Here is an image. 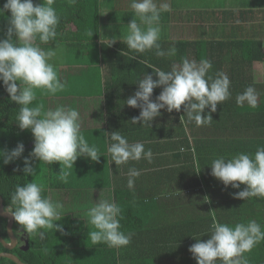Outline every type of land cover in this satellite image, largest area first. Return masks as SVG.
<instances>
[{"label": "trees", "instance_id": "trees-1", "mask_svg": "<svg viewBox=\"0 0 264 264\" xmlns=\"http://www.w3.org/2000/svg\"><path fill=\"white\" fill-rule=\"evenodd\" d=\"M5 2L6 0H0V8H3ZM33 2L34 4L46 3V0H33ZM101 3L102 0H54L53 7L60 21L56 28V38L48 44L41 43L38 37L33 42L40 44L45 51L50 47H65L66 45L65 48L68 52L66 56L67 74L73 76L78 74L79 66L94 65L92 57L102 54L100 62L96 63L108 64L121 77L122 83L109 90L112 97L121 98L132 96L138 89L135 87L138 84L136 81L138 82L139 78L144 77L147 73L152 74L156 79L152 68L166 72L171 71L173 65H181L183 59L193 61L191 55L192 52L195 53L194 61L198 63L207 60L211 64L206 79L208 76L215 79L217 73H223L229 78L230 97L218 104L216 112L211 113L213 117L211 123L197 127H208L212 135L229 136L230 150L228 147V152L222 153V149L219 148L214 150L207 159L205 148L199 144L200 142L195 141V150L185 137L186 130L182 126L180 118L183 116L187 126L192 128L196 123L194 120H188L183 106L179 112L174 110L169 113L162 110L161 116L145 125L149 127L151 135L156 130L158 133H162L161 136L167 137V143L175 139L178 141L174 145L176 151H170L177 155L181 154L180 158L182 159L183 173L180 180H177V186L182 189H175L178 191L177 194L182 195L189 191V194L193 193L202 198V201L195 206L197 214L193 219L182 221L175 228L180 231H172L168 227L163 228L158 225L157 216L154 215L162 207H169V204L173 202L170 195L169 200H167L168 194L161 198L160 194H164V191L157 194L155 193L157 188L149 187L148 193L145 194L146 200L141 201L139 200L142 192L141 187L137 188L134 185L133 188H129L126 183L123 185L117 183L109 201L114 202L121 209L118 217L120 231L126 235L131 234V242L127 246L114 248L103 242L93 245L89 236V233L95 230L93 226L85 222L78 211L77 213L61 211L60 216L65 217V220L54 221V224L62 225V230L58 231L53 227L28 233L15 222L14 230L21 229L28 236L30 247L28 251L19 248L8 251L0 243V253L9 252L25 264H196V260L188 249L196 242L195 238L205 241L209 238L212 232L213 215L219 223L229 227H234L239 223L247 224L254 220L264 231V196L249 197L245 200L234 198L233 193L243 190L246 186L241 185V189L225 187L221 181L211 175L210 167L211 162L219 157L230 159L244 153L254 158L258 148L264 147V81L261 84H255L256 75L253 72L254 64L264 65V33L249 40L230 39L226 42L213 43L210 50L212 55L217 51L223 53L222 55L229 54L231 63L235 65V68L238 67L236 70L233 68L229 71L227 67L221 66V62L215 61L217 59L221 61V57L205 58L199 51L200 49H195L194 45L189 42L173 43L168 40H158L161 50L165 52L162 57L156 55V49L138 53L129 50L122 41L112 45L101 42L100 38L104 30ZM249 12L257 11L246 9L242 13L248 15ZM9 17V11L0 9V38H7ZM172 48L176 49V58L168 54ZM235 51H238V55H234ZM130 72L137 76L133 78L134 81L132 80L133 88L125 89V83L132 84L127 78ZM79 82L80 80H77V83ZM249 86L256 90V107H250L246 102L241 106L236 102L237 96ZM36 90L42 92L40 89ZM161 91V88L154 89L152 99L155 100ZM107 92L108 90H106ZM49 94L51 96V93ZM40 104L41 102L36 98L30 106ZM19 107L18 104L10 100L3 83L0 82V150L10 152L21 142L24 144L25 150L31 148L30 145L34 141L31 131H21L16 122ZM209 111L210 109H206L204 114L206 115ZM132 113L137 117L140 109L133 108ZM110 117L109 114L107 124L111 129L115 128L120 132L130 129L135 135H138L142 128V122L140 124L131 122L133 118L128 119L126 124L122 116H120L119 122L111 120ZM183 148L184 151H182ZM23 167L22 164L15 162L7 165L0 164V196L4 199V205L13 208V210L15 206L11 203V196L16 186L29 183V178L23 172ZM137 170L140 172L137 179H140L141 168ZM172 173L169 170L166 171L164 178L167 181L172 180V178H168ZM53 188H57V190H53ZM61 188L44 189L42 195L53 201L56 194L62 192ZM223 193L228 198L226 201L212 200L213 194L221 197ZM173 194L171 193V195ZM88 198L91 201L87 203L89 206L86 208V212L99 202L92 201L93 194H89ZM0 227L2 228L0 235L8 238L6 219L0 218ZM241 259L246 260L247 264H264V240L255 244L251 251L245 252ZM0 264L15 263L2 258ZM215 264H223V262L217 259Z\"/></svg>", "mask_w": 264, "mask_h": 264}, {"label": "clouds", "instance_id": "clouds-1", "mask_svg": "<svg viewBox=\"0 0 264 264\" xmlns=\"http://www.w3.org/2000/svg\"><path fill=\"white\" fill-rule=\"evenodd\" d=\"M53 3L54 0L39 4H34L33 0H6L3 8H0L10 12L7 38H0V82L10 100L20 106L16 118L19 128L21 131L30 130L34 137L29 156L23 157V172L26 176L37 174L33 159L50 165L59 162L60 179L67 183L70 172L65 169H72L78 158L86 157L98 162L101 156L98 155V149L90 146L81 133L77 110L60 106L55 110L44 111L42 104L30 106L36 100V89L55 94L64 87L53 64L49 62L56 55L55 50L45 51L40 44L33 42L36 37L43 44L55 40L60 21ZM131 8L140 23H137L136 18L131 20L124 44L129 50L138 53L156 49L157 56H164L165 52L158 43L161 31L159 24L160 13L168 10V4L163 3L158 8L154 0H132ZM175 53L176 49L172 48L168 54ZM210 67L207 60L197 63L183 59L182 64L173 65L171 71L152 68L157 78L147 73L138 80L135 93L126 99L127 106L140 109L139 116L131 122L151 123L162 115V110L179 112L183 106L188 120H194L197 126L211 123V113L216 112L218 104L228 99L231 93L230 81L225 74L217 73L215 79L211 76L206 79ZM156 88L162 91L153 100ZM236 102L241 106L246 102L250 107H256V90L249 86L237 96ZM206 109H210L208 115L204 114ZM107 135L111 141L108 153L117 166L141 158L151 162L153 153L150 149L145 151L142 143H129L119 131ZM24 151V144L18 143L10 152L0 150V160L9 164L20 159ZM210 167L211 175L225 187L241 189V185L246 186L234 192V198L245 200L264 196V147L258 148L254 158L244 153L230 159L219 157L211 162ZM128 175V187L133 188L140 172L132 168ZM43 191L42 185L30 182L18 184L11 196L15 208L13 210L10 207L8 213L28 233L53 227L57 231L62 230V225L54 224V221L61 220L59 210L63 204L45 198ZM120 211L117 204L106 199L100 200L87 211L88 223L95 229L89 233L93 245L103 242L109 247L120 248L131 242V234L120 231ZM212 220L209 238L205 241L194 237L196 242L188 249L196 264H215L217 259L223 264H247L241 257L264 240L261 226L253 220L229 227L219 223L214 215Z\"/></svg>", "mask_w": 264, "mask_h": 264}, {"label": "crops", "instance_id": "crops-1", "mask_svg": "<svg viewBox=\"0 0 264 264\" xmlns=\"http://www.w3.org/2000/svg\"><path fill=\"white\" fill-rule=\"evenodd\" d=\"M201 1H204L205 5H201ZM131 2L132 0H102L101 15L103 18L104 30L100 38L101 42L108 45H112L116 42H123L128 32V24L131 20L136 18L137 23H140L139 18L135 16V12L131 8ZM154 3H156L158 8L163 3L168 4V10L160 13L161 20L159 26L161 31L159 40H168L173 43L189 42L194 45L195 49H200L199 51L205 58L209 57L208 59H210L213 57L212 59H214L218 58V56L219 58L221 57V61L219 59L215 61L221 62V66L223 68L227 67L229 71L233 68L234 70L238 68H235V65L231 63L229 54L222 55L223 53L217 51L212 55V51L208 53L204 51L202 44L207 41L206 44L209 45L211 50L213 43L217 41L226 42L230 39L236 41L249 40L264 33V0H215L214 5L211 4L210 0H154ZM246 9L257 12H249L248 15L245 13L243 14L242 12ZM216 23H220L222 26L220 27L216 25ZM194 34H196L197 37H195ZM49 49H54L56 52V55L49 62L53 64L57 74L61 73V81L64 83V75L67 73V58L63 61L56 57L57 55L61 57L64 55L67 56V49L64 46L50 47ZM194 55L196 54L192 52L191 60H194ZM173 56L176 58L177 54L175 53ZM100 57L102 58V54L101 56L99 54V56L92 57L94 65L86 64L84 66H79L77 69L78 74H80L78 78H82L77 86L82 88L83 91L80 94V101L76 105V110L79 112L81 133L90 146H95L98 149V155L101 157L98 162L93 161V163L90 158H78L72 168V174L81 171L88 172L87 183L91 184V187H88L87 196L89 197V194H93V198L96 199V201H100L112 198L113 190L117 183L122 185L126 183V185H128V173L130 169L141 168V178L137 179L136 177L134 183L137 188H142L139 200H146L145 194L148 193L149 187L157 188L155 192L157 194L164 191V194H160L162 195L161 198H164L168 194L167 200L171 197L170 199L173 200V202L169 204L167 208L162 207L154 215L157 216L158 225L163 228L168 227L170 228L169 230L172 229V231H180V229L176 230L175 228L181 224L180 222L193 219L197 214L195 206L199 204L198 202L202 201V198L193 193H184L180 195L177 194L178 191L175 190L179 188H176L177 185L175 184L178 179L180 180L183 173L182 159L180 158L181 154L177 155L170 151H176L174 150V145H176L178 141L175 139L167 143V137L161 136L162 133H158L156 130L151 135L148 130L149 127L145 124H142V128L138 135H135L133 130L130 129H124L120 132L115 128H109V124H107L109 114L111 115V120L118 122L120 116H122L126 124L128 119L134 118L135 116L132 113L133 108L127 107L126 105V97H112L109 92L111 88L117 87L122 83L120 80L121 77L115 73V70L108 66V64L100 65L96 63L100 62ZM261 68L264 70V65L254 64L253 66V72L256 75L255 84H261V82L264 81L259 78V74L262 72ZM135 76L137 75L130 72L127 78L132 82ZM126 82L128 81L126 80ZM125 84V89H127V87L129 89L133 88V82L132 84ZM135 87L138 88V84H136ZM106 90H108L107 93ZM48 95V101L51 98H59L58 94L50 96L48 93ZM56 108L58 107H50L48 109L47 106L45 111L55 110ZM206 115H208V113ZM180 120L182 126L186 130L185 137L190 141L193 149H195V141L200 142L199 144L205 148V156L207 159H209L214 150L219 148L222 149V153H227L228 147L230 150L229 136H222L221 134L212 135L208 127H197L195 124L194 128H192L191 126H187L185 119L180 118ZM99 124L101 126H99ZM113 131H119L121 135L127 138L129 143H142L145 151L150 149L153 153L151 162L141 158L139 161L130 160L126 164L117 166L115 162L112 161L111 154L108 153V146L111 141L107 133ZM31 148L33 147L31 146ZM182 151H184V148ZM28 152L30 153L31 151ZM37 162L39 163L40 161ZM35 163L34 160L33 164ZM53 164H57V166L55 165L53 168ZM53 164L49 166V170L52 172L56 170L59 174L61 170L60 163L55 162ZM67 170L69 171V169ZM168 170L173 172L168 177L172 178V180L169 181L164 178ZM44 175L47 176L46 174ZM47 177L49 179H47ZM47 177L46 180L50 181V183H48L50 188L66 187L64 184L65 182L60 178H57V182L54 180L55 183H53V180L50 179L49 176ZM94 190L98 191L93 192ZM171 193L174 194L171 195ZM61 194L62 192L56 194V196ZM225 196L224 193L221 197H217L213 194L212 200L217 201L220 199L226 201L228 198ZM84 212H86V209H84ZM79 215L83 217L85 222H88L87 213H79ZM144 217H146L145 214ZM144 226L146 227L145 223Z\"/></svg>", "mask_w": 264, "mask_h": 264}, {"label": "rangeland", "instance_id": "rangeland-1", "mask_svg": "<svg viewBox=\"0 0 264 264\" xmlns=\"http://www.w3.org/2000/svg\"><path fill=\"white\" fill-rule=\"evenodd\" d=\"M210 2L212 5L215 4V0H210ZM201 5H205L204 1H201ZM216 25H219L220 27L222 26L220 23H216ZM216 25H213V26H216ZM214 29H216V28H214ZM177 33H179V32H177ZM194 36L197 37L196 34H194ZM206 42H204V44H202V47H203L204 51H206L208 53L210 51V47L208 44H206ZM65 47H66V45H65ZM46 51H48V49ZM237 54H238V51H235L234 55H237ZM195 57H196V55H194V58H193L194 60H195ZM56 58L59 60L65 61L66 56L64 55L61 57L60 55H57ZM261 69H262V72L259 74L260 79L264 78V70H263V68H261ZM79 76H80V74H75V76H73V75H69L66 73L64 75V79H63L64 80V87H63V89L57 91L55 94H51V96H55L58 94L59 98H57V99L51 98L48 101V99H49L48 93H46L44 91L38 92V90H35L36 98L43 105L44 111H45V108H47V106H48V109L50 107L54 108V107L64 106L66 108L68 107V108L76 110L77 109L76 105L80 101V99H79L81 96L80 94L83 91L82 88L77 86L78 85L77 80H80V82H81V79H82V78H76ZM57 77L60 80H62L61 73L57 74ZM62 91H64V92H62ZM66 96H69V97H66ZM99 126H101V125L99 124ZM30 146L33 147L34 146L33 143ZM30 149L32 150V148H30ZM30 149L25 150L23 153V156L20 159L14 160L11 163L15 162V163L22 164L24 166L23 157L29 156L28 151H31ZM33 161H34V159H33ZM37 161L38 160H35L36 163L33 164V166L37 169V174L35 176H28L29 183L35 182L37 184L42 185L43 189H48V188H50V185L48 184V183H50V181H47L46 177L49 176L50 179L53 180V183H55L58 181L60 176L56 172V170L53 172L49 170L50 164H44V162L38 163ZM92 163H93V161H92ZM0 164H4L2 160H0ZM5 165H7V164H5ZM55 165L57 166V164H53L52 167L54 168ZM91 165H93V164H91ZM66 171H68V170L66 169ZM69 172H70V175L68 177V182L64 183L66 187L61 188L62 194L57 195L58 197L55 196L53 198L52 202L53 203L59 202V203L63 204V208L59 210L60 212L61 211H67V212L69 211L71 213H77V211H78V214L79 213H81V214L87 213V212H84V209H86L89 206V204H87V203L89 201H91L87 196L88 187H91V184L87 183L88 172L81 171V172H78L76 174H72L73 173L72 169H69ZM44 174H46L47 176H45ZM47 179H49V178L47 177ZM54 180H55V182H54ZM177 183L178 182H176L175 185H177ZM177 187H179V186H176V188ZM177 189L180 190L181 187H179ZM53 190H57V188H53ZM96 191H98V190H94L93 192H96ZM186 193H189V191H187ZM92 201H94L96 203V199H93ZM81 208H83V209L81 210ZM60 219H61L60 221H64L65 217L60 216ZM8 237H9V235H8Z\"/></svg>", "mask_w": 264, "mask_h": 264}, {"label": "water", "instance_id": "water-1", "mask_svg": "<svg viewBox=\"0 0 264 264\" xmlns=\"http://www.w3.org/2000/svg\"><path fill=\"white\" fill-rule=\"evenodd\" d=\"M9 208L10 207H6L4 205V199L0 196V218L7 219V231L11 241V243H8L0 236V243L4 246L6 250H13L17 245V237L15 236V233L13 231L15 220L8 213ZM29 247V242L26 241L25 247H22L21 250L28 251ZM2 258L8 259L15 264H25L18 257L8 252H1L0 259Z\"/></svg>", "mask_w": 264, "mask_h": 264}, {"label": "flooded vegetation", "instance_id": "flooded-vegetation-1", "mask_svg": "<svg viewBox=\"0 0 264 264\" xmlns=\"http://www.w3.org/2000/svg\"><path fill=\"white\" fill-rule=\"evenodd\" d=\"M7 220V219H6ZM15 225V224H14ZM2 230V228L0 227V231ZM13 231L15 233V236L17 237V245L14 249L19 248L21 249L22 247H25L26 241H28V236L22 232L21 229H17L16 231L14 230V226H13ZM8 234V231H7ZM1 236V235H0ZM6 242L11 243L10 241V237L8 238H4L3 236H1ZM13 249V250H14ZM13 250H8V251H13ZM9 253V252H8Z\"/></svg>", "mask_w": 264, "mask_h": 264}]
</instances>
